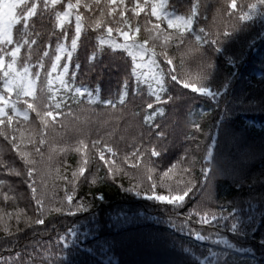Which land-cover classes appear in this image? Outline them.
Segmentation results:
<instances>
[{"label": "trees", "instance_id": "trees-1", "mask_svg": "<svg viewBox=\"0 0 264 264\" xmlns=\"http://www.w3.org/2000/svg\"><path fill=\"white\" fill-rule=\"evenodd\" d=\"M190 3L191 0H167L166 10L184 14ZM240 3L242 0H237V4ZM213 4L214 0H209L208 10L198 17L199 27L207 28L212 24ZM33 19H36L37 30H41V22ZM138 19L143 26L144 13ZM151 21L152 24L157 22L155 17ZM244 23L241 31L223 39L219 51L210 52L213 69L207 86L215 94V100L182 90L180 85L170 86L169 95L175 97L181 91L187 95L164 105V115H157L151 126V142L162 149L159 157L151 158L155 161L157 173H163L181 157L187 160L194 156L198 163L193 174L203 182L200 168L210 146L208 164L212 200L195 191L185 198L184 206L174 211L166 202L146 198L143 189L150 187L149 183L141 185L142 195L138 196L121 188V185L127 188L137 183L136 179L130 180L123 171L115 179L108 177L103 162L97 164L94 161L78 180L74 198L75 201H91V207L75 216L51 212L44 217L43 224L31 227L11 221L13 232L17 226L21 231L14 237L0 232V237H4L0 241V257H15L16 252H21L24 260H28L31 253L36 264L41 261L43 264H203L205 258L213 259L212 264H264V18L256 17ZM47 27L51 28V25ZM95 35L89 30L87 39L81 37L70 70H75V64L79 63L77 85L83 83L89 90L99 88L101 100L118 99L117 93L130 72V57L105 45L104 50L97 51L95 59L89 61L98 43ZM46 42L47 37H42L41 51ZM170 52L175 55L174 48ZM176 62L179 63V56ZM189 65L195 70L191 61ZM129 83L134 84V80L130 79ZM141 87L143 99L137 97L134 103L126 106V110L139 112V117L128 115L103 127L99 123L92 125L99 128L101 135L115 127L111 139L120 150L118 163L130 174H135L136 169L130 166L131 157L129 163H124L123 157L134 151V146H148L150 131L143 116L151 111L146 109V102L151 98L146 87ZM12 98H15L14 94ZM93 107L95 113L112 111L106 110L102 103ZM116 111L118 113L120 109ZM89 115L91 120L98 119ZM61 120L63 116H58L56 128L71 140L74 133L61 128ZM30 122L39 125L34 112L30 113ZM196 123L200 124V131L196 130ZM156 131H162L164 136L156 137ZM57 159L62 162V168L67 166L64 174L71 179V172L78 170L81 157L70 152ZM0 161L23 169L22 161L2 137ZM94 178L96 183L93 184ZM0 179L9 182L13 188L9 195L16 197L15 203L9 201L5 204L0 196V207L9 212L22 209L34 220L36 205L23 178L8 175L7 167L0 166ZM56 183L61 186L55 189L51 203L59 206L57 202L64 197V182ZM158 189V194L167 195L166 189ZM198 204L203 210L230 212L236 228H230L231 221L219 229L201 225L197 222L198 217L192 218L189 227L181 223L185 214ZM69 229H72L73 237L69 235ZM197 232L204 237L223 236L227 244L223 246L204 241L205 238L198 239ZM61 236L70 241L64 251L62 242H59Z\"/></svg>", "mask_w": 264, "mask_h": 264}, {"label": "snow or ice", "instance_id": "snow-or-ice-1", "mask_svg": "<svg viewBox=\"0 0 264 264\" xmlns=\"http://www.w3.org/2000/svg\"><path fill=\"white\" fill-rule=\"evenodd\" d=\"M208 5L209 0H191L188 11L178 15L166 10L167 0H128V3L126 0H0V137L22 161L23 169L4 165L2 161L0 166L7 167L8 175L23 178L37 213L33 220L22 209L9 212L0 207V232L7 237L20 232L18 226L13 232V220L17 225L23 222L31 227L43 224L44 217L51 212L75 216L87 211L91 201H75L74 198L78 180L94 161L103 162L108 177L115 179L123 171L130 180H137L127 188L121 185L123 190L141 196V185L149 183L150 187L143 189L146 198L166 202L174 211L184 206L185 198L195 191L212 200L210 146L200 168L203 182L193 174L198 163L194 156L187 160L181 157L163 173L156 172L155 161L151 159L159 157L162 150L151 142L152 123L157 115H164V105L187 95L182 91L175 97L169 95V87L180 85L182 90L215 100V94L207 86L213 69L210 52L219 51L223 39L241 31L244 22L264 18V0H242L239 5L237 0H214L212 24L207 28L199 27L198 17L208 10ZM141 13L145 17L143 26L138 19ZM152 17L157 21L155 24H152ZM33 18L41 22V30H37ZM162 24L167 27L162 28ZM89 30L96 34L98 42L89 61L95 59L97 51L102 52L105 45L130 57V72L117 93L118 99L101 100L99 88L89 90L83 83L77 85L79 63L75 64V70H70L78 43L82 36L89 37ZM44 36L47 42L41 51L39 44ZM173 48L175 55L170 52ZM189 61L195 65V70ZM130 79L134 84L130 85ZM141 86L146 87L151 98L146 102V109L151 111L143 116L150 131L148 146H134L135 150L123 157L124 163H129L131 157L130 166L136 169L135 174H130L118 163L120 150L111 139L115 127L101 135L99 128L92 125L99 123L103 127L128 115L139 117V112L126 110V106L134 103L137 97L143 99ZM98 103L112 111L95 113L93 106ZM21 104L26 107H20ZM31 112L38 118V126L30 122ZM89 114L98 119L91 120ZM58 116H63L60 127L74 133L71 140L56 128ZM194 126L197 131L201 130L199 123ZM159 127L157 124L156 128ZM154 134L158 138L164 136L162 131ZM70 152L81 157L78 170L71 172V179L64 174L67 166L62 168V162L57 159ZM56 181L64 182V197L57 202L59 206L51 203L55 189L61 186ZM92 183H96L95 178ZM158 188L166 189L167 195L158 194ZM12 191L9 182L0 179V196L5 204L15 203L16 197L9 195ZM193 217H198L201 225L218 229L229 221L232 230L237 226L230 212L203 210L199 204L185 214L181 223L189 227ZM69 235L73 237L72 229ZM196 237L205 238L199 232ZM3 239L0 237V241ZM59 242L63 244L62 251L70 243L66 236H61ZM29 257L24 260L23 254L16 252L15 257H0V264H36L31 253Z\"/></svg>", "mask_w": 264, "mask_h": 264}, {"label": "rangeland", "instance_id": "rangeland-1", "mask_svg": "<svg viewBox=\"0 0 264 264\" xmlns=\"http://www.w3.org/2000/svg\"><path fill=\"white\" fill-rule=\"evenodd\" d=\"M158 178L159 177L157 176V179ZM158 190H160V189H158ZM203 240L204 241H208V242H217L218 244L223 245V246L227 244V239L225 237L218 236V235H215V234L214 235H207L205 237V239H203ZM212 263H213V259H211V258H205L203 260V264H212Z\"/></svg>", "mask_w": 264, "mask_h": 264}]
</instances>
